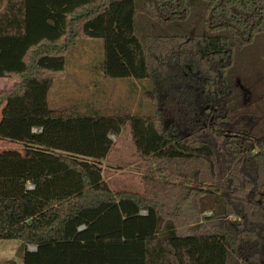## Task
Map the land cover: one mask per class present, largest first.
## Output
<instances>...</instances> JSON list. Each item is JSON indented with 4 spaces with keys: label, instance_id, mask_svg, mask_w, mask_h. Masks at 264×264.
I'll return each instance as SVG.
<instances>
[{
    "label": "trees",
    "instance_id": "trees-1",
    "mask_svg": "<svg viewBox=\"0 0 264 264\" xmlns=\"http://www.w3.org/2000/svg\"><path fill=\"white\" fill-rule=\"evenodd\" d=\"M143 1L159 26L140 39L137 0H0V138L22 143L0 151V239L36 246L22 264H264V0ZM88 38L150 112L49 106ZM126 124L147 167L187 183L113 190L100 164Z\"/></svg>",
    "mask_w": 264,
    "mask_h": 264
},
{
    "label": "rangeland",
    "instance_id": "rangeland-1",
    "mask_svg": "<svg viewBox=\"0 0 264 264\" xmlns=\"http://www.w3.org/2000/svg\"><path fill=\"white\" fill-rule=\"evenodd\" d=\"M158 26L146 3L143 0H137L135 27L138 37L144 39L148 32L157 30ZM260 47L259 44L255 47L250 45L247 51L236 58L234 70L242 79H248L254 75L251 64L252 60L255 61V54L257 55L261 50ZM102 60L101 38L79 40L75 49L67 54L64 74L51 81L48 92L49 106L55 110H61L78 104L87 110L92 107L107 112L119 110H129L135 114L150 112L151 104L142 94L147 86H141L140 82L133 84L134 80L130 78L104 76L101 70ZM12 84L13 81L1 78L0 91L8 89ZM245 96L246 100L250 99L248 93ZM111 139L112 151L107 159L101 161V166L104 176L114 188L124 187L142 192L141 181L145 175L175 182L178 185L187 183L183 178H176L174 164L161 168L147 167L133 150L128 124L123 127L119 135H111ZM4 142L3 149L6 150H20L22 146V143L16 141L4 139ZM203 214H209V212ZM231 218L234 219V217ZM17 244L19 241L13 239H0V264H22L20 261L14 262Z\"/></svg>",
    "mask_w": 264,
    "mask_h": 264
},
{
    "label": "crops",
    "instance_id": "crops-1",
    "mask_svg": "<svg viewBox=\"0 0 264 264\" xmlns=\"http://www.w3.org/2000/svg\"><path fill=\"white\" fill-rule=\"evenodd\" d=\"M0 79H1V78H0ZM132 83H133V82H132ZM134 83H135V82H134ZM134 83H133V84H134ZM135 84H136V83H135ZM1 117H2V112H1V109H0V120H1ZM13 145H17V144H13ZM132 145H133V143H132ZM4 146H5L4 139H1V138H0V151L6 150V149H3ZM112 148H113V145H112L111 149L109 150L108 154L106 155V157H105L103 160H105V159H107V158L109 157V155H110V153H111V151H112ZM21 150H22V146H21L20 150H18V151H21ZM133 150H135V149H134V145H133ZM103 160H102V161H103ZM100 165H101V164H100ZM101 169H102V175H103L105 181L109 184V186H110L113 190H129V191L137 192L136 190L134 191V190H132V189L124 188V187H117V186H116L117 188H114L113 185L109 182L108 178H106V177L104 176L102 166H101ZM142 192H143V191H142ZM142 192H139V191H138V193H142ZM13 240H16V239H13ZM16 241H19V244H17V248H16V251H15V254H16V255H15V260H14L15 263H16V261H17V262H18V261H20V262L23 261V259H22V255H23V252H24L25 250L33 251V250L36 249V246H34V245H29V244H27V245H23V243H22L20 240H16Z\"/></svg>",
    "mask_w": 264,
    "mask_h": 264
},
{
    "label": "built area",
    "instance_id": "built-area-1",
    "mask_svg": "<svg viewBox=\"0 0 264 264\" xmlns=\"http://www.w3.org/2000/svg\"><path fill=\"white\" fill-rule=\"evenodd\" d=\"M28 187H29V188H32L33 186H32L31 184H28Z\"/></svg>",
    "mask_w": 264,
    "mask_h": 264
},
{
    "label": "flooded vegetation",
    "instance_id": "flooded-vegetation-1",
    "mask_svg": "<svg viewBox=\"0 0 264 264\" xmlns=\"http://www.w3.org/2000/svg\"><path fill=\"white\" fill-rule=\"evenodd\" d=\"M246 94L248 93V92H245Z\"/></svg>",
    "mask_w": 264,
    "mask_h": 264
}]
</instances>
